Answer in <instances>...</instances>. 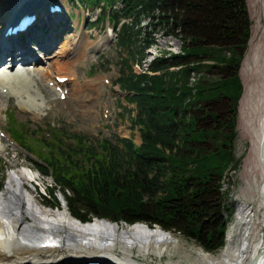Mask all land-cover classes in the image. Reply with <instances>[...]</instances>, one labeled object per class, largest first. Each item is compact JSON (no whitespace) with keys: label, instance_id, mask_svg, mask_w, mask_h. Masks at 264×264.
<instances>
[{"label":"trees","instance_id":"trees-1","mask_svg":"<svg viewBox=\"0 0 264 264\" xmlns=\"http://www.w3.org/2000/svg\"><path fill=\"white\" fill-rule=\"evenodd\" d=\"M70 1L100 8L99 21L117 29L115 44L125 52L117 82L135 103L123 107L134 112L142 141L116 136L92 144L82 135L69 145L57 128L62 136L30 143L31 128L14 127L15 139L46 163L37 167L53 179L49 195L59 187L77 221L156 224L207 253L222 248L233 210L221 185L240 165L234 141L251 32L247 0ZM158 30L178 39L184 54L158 55L148 65L158 73H135ZM193 72L199 76L191 82Z\"/></svg>","mask_w":264,"mask_h":264},{"label":"rangeland","instance_id":"rangeland-1","mask_svg":"<svg viewBox=\"0 0 264 264\" xmlns=\"http://www.w3.org/2000/svg\"><path fill=\"white\" fill-rule=\"evenodd\" d=\"M59 1L65 4L68 13L73 12L76 15L73 16L70 20H67L68 22L65 23L67 25L70 24V28L66 29L67 32L64 30L63 33H61L62 38L59 41L60 44H58L55 50L52 51V55L55 57L45 59H43L42 57L43 62H41V65L44 64L50 66L51 70H56L55 65L57 64L54 63L59 62L61 68H65L66 70L60 72H73V75H75L74 78H77L81 84L87 81L88 78H91L89 80H93V82L98 81V92L92 91L93 95L91 98L88 97L85 98V100H82V102H78L79 100H75L74 98H71L69 96V98L67 97L66 100H61L60 98H58L57 94H54L51 97L48 93H46L47 91L43 87L42 93H40L41 96L46 95L45 99H47L48 102L46 106L41 108V110L39 111L40 117H36V119L35 117L29 115V113L22 112L20 108L15 105L17 99L14 95L6 96L3 98L6 104V108L3 109L2 118L4 129L7 130V133L11 137L10 131L12 130V126L8 117L10 116L12 120L14 119L16 122H18L16 124L17 128L24 129L23 123H25L27 127L31 128V130H27V128L25 127V130L28 131L27 139L30 143L33 141L37 142L40 137L54 140V136L58 132L57 128H60V131L66 134L65 136L66 138H68L69 145L71 143H76V139L79 138L77 136L82 135H86L87 137H89L92 144L105 138H111L113 141H115L116 136L123 138L132 137L135 143H139L142 140V135L140 134L138 127H136L131 121V115H133L134 112L131 113L128 110L125 111L124 107L120 105L121 103L131 109L135 107V103H129L128 101H126V94L121 93V90H119L120 85L116 82V78L118 77L121 68L118 64V61L122 56L124 57L125 52H123L120 47L115 45V42L112 40L110 44L106 43L107 46L98 53H95V51L104 46L99 47V45H97V48L93 53L89 54L88 57L77 59L75 60V62H72V64H66L67 59L68 61H73L77 55H75V52L73 50H70L69 53L67 52L71 48V35L69 34L74 30V26L76 24L79 28L78 32L84 35L86 34L85 37L87 38L86 40H88L89 43H85V45L90 47L93 46V44L97 43L99 41V38L105 40L107 36L114 37V30L111 28L112 32L110 31V29L107 31L109 23L106 21L100 20V22H97L96 17H99L100 8H97L93 12H87L84 7L77 6V2L72 3L67 0ZM260 1L262 2V0H247L249 16L251 18V32L246 53L241 61L242 63L239 70L241 84L243 85V92L238 104L239 112L236 125L237 136L234 141V153L236 158H240V165L237 170L228 169L226 173L228 175L225 176V179L222 181L221 185V188L224 191H229L227 203L228 206H230L233 210V212L229 216L230 218L228 219L223 247L228 245V235L230 234L231 226L236 222V206L240 204L245 206L248 211H253L255 215H258L259 219L255 225H257L260 229V235L264 237V218L261 215V210H259L257 206V185L261 177V168L259 166V161L258 157H256V153L251 152V139L253 131L252 125L253 120L255 119V115L253 113V101L249 99L248 95V70L250 68V63L247 61V54L249 53L251 37L255 34V26H257L258 24L260 25V23H263L264 21L262 8L263 6L261 5ZM52 2H54V0ZM95 19L96 24L92 27L89 22H92ZM51 29L52 28H50V30ZM50 30L48 33H50ZM85 45L83 43L81 44V46ZM34 46L36 47V45L33 43L32 47ZM178 49L182 50L181 42L178 41V39L171 35L165 36L162 31L158 30L155 34V44L146 49V59H148L147 61L144 60V62H148L151 58H154L153 56H169L171 52L177 51ZM76 51L78 53H81V51L79 50ZM41 53L43 52L40 51V54ZM62 54L65 56H62ZM49 62H53L54 66H51ZM132 67L134 68L135 72L140 73L144 69H147L148 66L145 68V65L144 67H140L133 64ZM45 71H48V69ZM194 76L196 80L199 75H195L194 73ZM103 77L109 79L110 82L108 84H103ZM47 78H52V75L50 77L43 78L44 85L46 84ZM88 86H90L89 83ZM90 92L91 91H88V93H85L83 96H90ZM51 98H55L56 100L54 99L52 101L50 100ZM36 130V134L32 133ZM59 135H61V133L57 134V136ZM27 154V152L22 151L21 148H18L16 145H14V143L6 139L5 141H3V143L0 141V176H5V180L3 182L4 187L0 192V202L2 201L0 204V208L2 206L4 207V205L6 206L9 203V199L7 197L10 196V194L6 193V189L7 187H10L11 189H15L22 193L25 201V206L27 208L33 207L35 216L39 219L38 222L40 226L43 223H46L48 226H51L52 224H58L60 221L58 217V212L60 211L59 209H62V207H64L65 205L64 194H62L61 191H58L59 187L57 189L54 188L51 193V195L56 197L57 204L59 206L58 209H56L54 205H51L52 207L49 208L42 204L46 199L44 193L46 192L47 188L54 186V182L51 175L46 176L39 172H35V170H37V164L32 162ZM15 163L18 164L13 166V164ZM28 166L32 169L33 173L40 174L39 179H36L35 182H30L24 177H28L30 175L29 173H27L29 170L27 169ZM18 172L20 174H23L24 178H21ZM11 179L13 180V182H11ZM22 183H25V185H27L23 186ZM36 197L37 200H40L42 203L38 204L35 201ZM51 198L48 199L51 200ZM50 200H48V202L50 204H53L54 201ZM2 210L3 208L0 209V220L3 221L5 220V218L3 217L4 214L2 213ZM94 219H89L88 222L90 223L86 224H83V222L79 221V223L74 221L71 222H74L78 227L82 228L92 225L91 220L93 221ZM5 222H7V220H5ZM32 222H34V220H30L29 222L26 221L22 225V227H24L25 229H30L33 227ZM135 226H141V228H143V231L139 233L138 236H136L140 237V239L149 238L151 240H154L155 238H157L156 234L160 232V234H170L172 235V237L174 236L178 240L177 246L174 247L171 251H166L161 256H158V254L156 253L153 254L151 256L153 259L151 264H166L167 262H172L174 264H203L200 263V258L198 257V252L200 251V249L204 251V248L201 245H198L193 239L189 237L187 238L181 233H173L169 231L166 232L162 229H159V226L156 224L149 225L145 222H139L133 224L131 223V225H128L125 222H120V224L114 222V226L110 225L109 227L103 229L104 231L100 233V235L108 238L112 237V239L114 237H118V239H120L121 241L123 239L122 235L124 230L126 228ZM68 228L69 232L74 231L72 229L73 226L72 228L71 226H68ZM37 232L41 234L42 231ZM222 248L213 252V254H218L222 250ZM136 250L137 249L135 248L134 251ZM116 251L119 253L118 248H116ZM151 257L147 255L145 258L151 260ZM137 258L143 259V256H138Z\"/></svg>","mask_w":264,"mask_h":264},{"label":"bare ground","instance_id":"bare-ground-1","mask_svg":"<svg viewBox=\"0 0 264 264\" xmlns=\"http://www.w3.org/2000/svg\"><path fill=\"white\" fill-rule=\"evenodd\" d=\"M37 1L41 3L40 11L43 13L42 3L53 0H32V2L31 0H0V19L6 20L12 18L13 13L20 9V7L27 8L28 6L39 5ZM29 2L32 4L29 5ZM261 5L263 6L264 16V0H262ZM55 20L56 18L50 21L40 17L33 26L39 31H44L47 26H55L50 31V33L53 31V34L57 30L64 29L66 31V29L70 28V24L62 28L60 25H57V22L54 23ZM255 27V34L251 37L249 53L247 54V61L250 63L248 70V95L249 99L253 101V113L255 115L252 125L251 152L256 153L261 168V177L257 185V206L264 218V206L261 197L262 185L264 183V167L260 163V156L264 153V21ZM78 30L76 24L74 30L69 34L71 35V48L67 51L69 53L70 50H73L75 55H77L73 61H68L67 59L66 64H72L77 59L88 57L89 54L94 52L97 45L99 47L104 46L105 40L102 38H99V41L91 47L85 45V43H89L86 40V34H81ZM34 34L35 30L31 35L34 37ZM23 36H21L22 38L19 41L24 39ZM109 37L107 36L106 39ZM29 39L30 41L32 40L31 37ZM82 43L85 46H81ZM76 50L81 51V53H78ZM171 53H182V51L178 49ZM11 54L12 51L7 53V59H10ZM52 54L53 52L42 57L43 59L55 57ZM62 56L65 55L62 54ZM148 62H144L143 66L145 65V68ZM49 64L51 66L57 64L55 65L56 70H51L50 66L41 65L40 62L36 63L32 69H30V65L26 66L23 72L13 71L14 64L8 69L0 68V132L3 130V109L6 108L5 100H3L4 96L14 94L17 104L21 109L36 119V117H40L39 111L41 108L46 106L48 102L45 99L46 95L41 96L43 87L47 91L45 92L51 97L57 94V85L63 88L67 87L69 89L68 96L79 100L78 102H82V100L88 97L91 98L93 95L92 91L98 92V81L93 82V80L87 79V81L81 84L77 78H74L73 72L61 73L60 71L66 70L65 68H61L59 62L54 64L53 62H49ZM47 69L48 71H45ZM51 75L52 78H47L44 85L43 78L50 77ZM57 75L66 76L67 79L64 83H59L55 81V76ZM191 76L192 82L195 80L194 72ZM23 77L29 79H24L23 81ZM51 81L54 82L53 86H50ZM88 83L90 86H88ZM3 89H6V91L4 92ZM87 89L91 91V95L83 96L85 93H88ZM57 95L59 98V93ZM54 99L51 98L50 100L53 101ZM16 164L18 163L13 164V166ZM18 174L20 173L18 172ZM20 177H25L29 181V178L23 177V174H20ZM11 182H13L12 179ZM22 185L26 186L27 184L22 183ZM6 193H9L10 196L7 197L9 203L1 207L3 208V217L7 222L0 220V264H151L153 261L151 256L153 254L156 253L158 256H161L164 252L171 251L178 244L176 237L165 233L160 234V232L156 234L157 238L154 240L149 238L140 239V237L136 236L143 231L141 226L123 229V239L121 241L118 237H114L113 239L112 237H105L100 235V233L110 225L114 226V223L97 218L93 221L91 220L92 225L80 228L74 223L78 221L66 211L65 205L62 209H59L58 217L60 221L58 224L48 226L46 223H43L40 226L33 207L27 208L25 206V201L20 191L7 187ZM35 201L38 204L42 203L40 200H37V197ZM236 210V222L231 226L230 234L228 235V245L223 247L218 254L207 253L198 249L200 263L264 264V237L260 235V229L255 225L259 219L258 215H255L253 211H248L242 204L237 205ZM30 220H34L32 228L25 229L22 227L26 221L29 222ZM68 226H71V228L73 226L72 229L74 231L69 232ZM37 231L42 232L39 234ZM116 248L119 249V253L116 251ZM135 248L137 249L136 251H134ZM147 255L151 257V260L145 258ZM138 256H143V259H138ZM166 264L174 263L167 262Z\"/></svg>","mask_w":264,"mask_h":264},{"label":"water","instance_id":"water-1","mask_svg":"<svg viewBox=\"0 0 264 264\" xmlns=\"http://www.w3.org/2000/svg\"><path fill=\"white\" fill-rule=\"evenodd\" d=\"M179 41V40H178ZM260 163H262L263 167H264V153L261 154L260 156ZM262 191H261V197H262V204L264 206V183L262 185Z\"/></svg>","mask_w":264,"mask_h":264}]
</instances>
